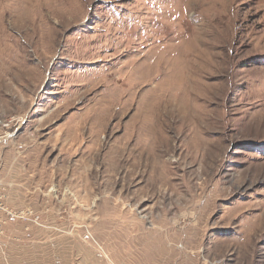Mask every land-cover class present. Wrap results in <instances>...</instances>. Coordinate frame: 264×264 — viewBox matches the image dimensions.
<instances>
[{
	"label": "rangeland",
	"instance_id": "obj_1",
	"mask_svg": "<svg viewBox=\"0 0 264 264\" xmlns=\"http://www.w3.org/2000/svg\"><path fill=\"white\" fill-rule=\"evenodd\" d=\"M0 264H264V0H0Z\"/></svg>",
	"mask_w": 264,
	"mask_h": 264
}]
</instances>
